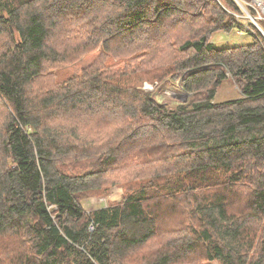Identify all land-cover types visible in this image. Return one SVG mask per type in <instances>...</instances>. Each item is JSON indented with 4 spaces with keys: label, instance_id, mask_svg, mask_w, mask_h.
Segmentation results:
<instances>
[{
    "label": "trees",
    "instance_id": "trees-1",
    "mask_svg": "<svg viewBox=\"0 0 264 264\" xmlns=\"http://www.w3.org/2000/svg\"><path fill=\"white\" fill-rule=\"evenodd\" d=\"M230 11L0 0V264H264V40L214 44ZM229 76L241 96L216 101ZM114 182L123 199L86 211Z\"/></svg>",
    "mask_w": 264,
    "mask_h": 264
},
{
    "label": "rangeland",
    "instance_id": "rangeland-1",
    "mask_svg": "<svg viewBox=\"0 0 264 264\" xmlns=\"http://www.w3.org/2000/svg\"><path fill=\"white\" fill-rule=\"evenodd\" d=\"M246 23H249V18H244ZM239 28L237 27L236 30L232 32H216L212 37V42L216 44L218 47H227L232 45L238 44H246L250 43L254 40V37L257 35L250 34L247 31H244L242 34L238 33ZM91 57V54L88 55ZM156 86L155 82H151L149 80H145L140 86L146 91H153L157 98L167 105H177L181 102L187 101L188 96L185 95L184 90L181 89L180 83H171L168 81L166 85ZM241 96V91L238 88V85L232 80V77L229 76L227 80L223 83V85L219 88L216 95V101H224L227 99H234ZM86 109H82L80 112H84ZM95 112V111H94ZM93 113V112H92ZM92 120H86L85 118L83 121L91 122L96 126L102 125V122H99L97 117L93 115L89 116ZM123 126L117 125L114 129L112 136L118 137L121 135V130ZM100 132V130H97ZM92 137H100L101 140L107 139V131L105 133L100 132L98 135L90 132ZM102 144V143H101ZM101 146L96 142L92 145V147ZM118 166V165H117ZM115 167V169L117 168ZM121 166V165H120ZM114 170V169H113ZM114 177L110 178L113 180ZM125 195V185L120 183H113L108 187V192L106 194H97L95 196L85 197L82 199V204L86 211H91L94 208H98L101 206L109 205L111 203L119 202L123 199ZM176 264H221L219 260H207L205 258L199 257L197 260L188 259L185 262L176 263Z\"/></svg>",
    "mask_w": 264,
    "mask_h": 264
},
{
    "label": "built area",
    "instance_id": "built-area-1",
    "mask_svg": "<svg viewBox=\"0 0 264 264\" xmlns=\"http://www.w3.org/2000/svg\"><path fill=\"white\" fill-rule=\"evenodd\" d=\"M242 12L230 11L238 20V33L244 31L260 36L264 40V0H235ZM244 18H249L246 23Z\"/></svg>",
    "mask_w": 264,
    "mask_h": 264
},
{
    "label": "water",
    "instance_id": "water-1",
    "mask_svg": "<svg viewBox=\"0 0 264 264\" xmlns=\"http://www.w3.org/2000/svg\"><path fill=\"white\" fill-rule=\"evenodd\" d=\"M185 95H186V96H188V95H189V93L185 92Z\"/></svg>",
    "mask_w": 264,
    "mask_h": 264
}]
</instances>
